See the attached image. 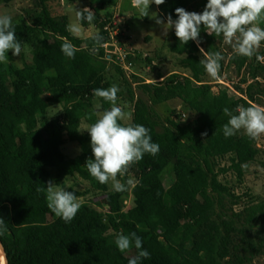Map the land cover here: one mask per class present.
I'll return each instance as SVG.
<instances>
[{
  "label": "trees",
  "instance_id": "1",
  "mask_svg": "<svg viewBox=\"0 0 264 264\" xmlns=\"http://www.w3.org/2000/svg\"><path fill=\"white\" fill-rule=\"evenodd\" d=\"M86 1L94 8L95 19L81 25L97 27L106 42L103 20L113 16L101 11L116 0ZM53 3L60 0H33L30 23L13 24L22 47H31L32 62L19 69H0V218L7 229L0 241L8 264H128L137 250L121 253L115 235L132 232L150 253L140 264H256L264 258V199L251 197L244 202L219 179L230 170L242 179L245 167L263 152L257 138H249L243 129L228 138L222 131L229 119L225 107L233 114L240 106L264 107V64L259 55L248 58L227 50L223 36L209 35L203 26L199 47L195 41L181 45L172 30L171 52L181 57L179 64L187 73H173L153 84L143 81L139 96L129 89L131 124L147 127L160 150L155 156L145 154L119 177L122 183L130 174L137 180L133 206L124 211L129 184L126 191H109V182L99 183L85 167L94 157L90 135L82 125L88 127L97 119L93 113L110 107L101 99L103 106L96 109L93 95L94 89L109 88L108 65L102 51L91 54L90 37L80 38L67 30L68 17L49 6ZM206 4L207 0H165L156 6L163 19L171 14L175 20L176 8L202 13ZM65 39L78 49L74 59L61 51ZM201 47L224 56L221 78L226 68L234 67L238 74L249 69L250 79L235 86L239 95H230L227 88L212 90L200 64ZM114 67L125 77L120 66ZM172 100L195 117L182 122V111L174 108L161 124L154 107ZM57 104L63 107L62 116L49 119V108ZM67 141L79 145L78 156L65 155ZM226 158L230 166L223 168L220 162ZM168 173L173 179L166 187ZM70 176L103 193L108 212L82 202L70 223L56 217L47 207L46 193L37 189L49 180L62 186ZM65 190L78 198L86 194L72 187Z\"/></svg>",
  "mask_w": 264,
  "mask_h": 264
},
{
  "label": "clouds",
  "instance_id": "2",
  "mask_svg": "<svg viewBox=\"0 0 264 264\" xmlns=\"http://www.w3.org/2000/svg\"><path fill=\"white\" fill-rule=\"evenodd\" d=\"M132 3L143 18L149 16L151 4L160 6L165 0H132ZM175 13L177 19L174 20L169 14L166 22L165 19L157 17L156 13L152 14V18L162 25L165 35L169 29L174 28L181 45L195 41L199 47L201 26L209 35H222L224 44L240 56L253 57L264 42V28L260 27L264 23V0H207L202 13L190 12L182 7L176 8ZM94 19L93 10L87 7L75 9V22L69 24L67 30L79 37L82 33L81 22L87 21L91 24ZM90 39L93 41L90 52L95 55L103 46L104 37L97 32ZM9 50L13 56H20L22 44L17 40L12 17L0 15V63L9 62ZM61 51L65 57L74 59L78 49L65 39ZM200 52L203 54L200 64L206 73L214 80L220 79L221 61L224 60L222 53L208 52L202 47ZM257 59L264 58L257 56ZM118 92L119 87L115 84L109 88L93 90L95 97L108 102L111 107L102 113H93L97 119L86 128L94 159H88L85 167L99 183L106 184L111 181L115 192H123L132 181L122 183L118 177H124L129 168L141 161L145 154L157 155L160 148L158 143L153 142L147 127L121 123L130 119V113L117 105ZM223 112L229 117L222 129L226 138L234 136L242 129L251 139L264 135V107L255 104L240 106L236 109L237 114L225 107ZM202 135L206 136L207 133ZM37 190L46 193L47 207L65 223H70L81 208V202L75 193L59 187L52 180L47 182L46 187ZM6 230L5 220L0 218V235ZM115 244L121 253L129 252L133 247L137 250V254L129 259L128 264H140L142 259L150 258V253L142 248V239L135 232L117 235Z\"/></svg>",
  "mask_w": 264,
  "mask_h": 264
},
{
  "label": "rangeland",
  "instance_id": "3",
  "mask_svg": "<svg viewBox=\"0 0 264 264\" xmlns=\"http://www.w3.org/2000/svg\"><path fill=\"white\" fill-rule=\"evenodd\" d=\"M75 1L76 2L68 3L64 0H60V3L49 4V6H52L54 10L61 15L67 16L69 24H71L75 22V9L80 10L89 7V3L86 0ZM115 6L116 7L109 6L104 8V10H102V15L111 14L112 16H116V18H114L118 22L119 27L127 32L125 35L126 37L124 35L119 36L122 42L121 44L123 47L130 46L134 50L135 56L130 58L132 66H128V69H124L125 77L120 76L116 72L112 63L106 62L108 65L106 77L109 87L113 84L119 87L117 105L124 109V111L130 113V119L122 122L131 123L133 103L130 101L129 89L133 90L136 96H139V85L143 81L153 84L164 81L167 76L173 73L186 74L187 72L181 68L179 64L181 57L173 54L170 49L172 43L171 32L174 28L169 29L167 35H165L162 25L157 24L156 20L152 18L153 13H156L157 17L162 18L154 3L149 7V16L143 18L140 17L138 9L133 6L132 0H116ZM33 11V0H12L10 2L0 0V15H10L12 17V24L30 23V17ZM81 27L82 33L79 37L88 38L86 36L90 35L89 37H91L96 31H99L94 25L88 28L82 25ZM260 27L264 28V23H261ZM226 49L229 50L231 47L227 45ZM256 53L253 57L259 55V57L264 58V42L261 43ZM7 55L9 57V62L6 64L0 63V69L6 70L9 66L19 69L26 63L32 62V49L28 46L22 47L20 56H13L11 50H9ZM259 61L264 64V59H259ZM248 71L249 69L247 68L238 74L234 67L226 68L222 78L214 80L207 74L205 81L210 84L214 92L227 88L230 95L237 96L239 94L236 92L235 86L239 85L243 78L250 79ZM263 76L264 75H262L261 78H264ZM261 81L264 85V81L262 79ZM98 105L99 107H97ZM102 106L103 103L101 98L95 97L94 107L100 110ZM154 108L161 120V124H164L174 108L181 110L182 107L178 100H172L156 105ZM62 114L63 107L59 104L52 106L47 112L49 119L60 117ZM194 117V115L182 111L181 121L188 122ZM86 128L87 125L83 123L82 130L86 131ZM257 147L263 151L261 157L257 162L245 167V175L242 179H239L237 173L232 170L221 174L219 177L221 183L231 188L237 196H242L244 202L250 201L251 197L255 200L264 199V135L257 138ZM63 152L68 158H74L81 153V149L77 143L67 141L63 146ZM220 164L221 167L228 168L230 166V160L226 158L222 160ZM51 175H55L53 170H51ZM128 178L132 183L129 184L128 195L122 201L124 211L133 206L135 185L137 182L132 174H130ZM172 179L173 176L170 173L166 174V187L170 186ZM59 187L64 189L72 187L80 192H85L86 194L84 196L79 197L81 203L85 202L103 213L108 212V207L105 204V195L90 189L89 184L80 177L70 176L63 182V185ZM109 191H113L111 181H109ZM235 209H239V207L236 206ZM110 234H114V232L110 231ZM117 235L115 236L117 237ZM132 253L133 249L129 252H125L126 255H131ZM255 263L264 264V258L257 259Z\"/></svg>",
  "mask_w": 264,
  "mask_h": 264
},
{
  "label": "built area",
  "instance_id": "4",
  "mask_svg": "<svg viewBox=\"0 0 264 264\" xmlns=\"http://www.w3.org/2000/svg\"><path fill=\"white\" fill-rule=\"evenodd\" d=\"M112 17L110 20H104L103 30L108 34V40L103 42V46L99 48L97 53L103 52V59L120 66L123 70L132 66L130 58L135 56L134 50L130 46H122L120 35H126V31L119 27L116 19ZM126 37V36H125ZM123 41V40H122ZM230 87V86H229Z\"/></svg>",
  "mask_w": 264,
  "mask_h": 264
},
{
  "label": "water",
  "instance_id": "5",
  "mask_svg": "<svg viewBox=\"0 0 264 264\" xmlns=\"http://www.w3.org/2000/svg\"><path fill=\"white\" fill-rule=\"evenodd\" d=\"M0 247H1V250H2V253H3V256H4V261H5V264H8V259H7V255H6V251H5V248L2 244V242L0 241Z\"/></svg>",
  "mask_w": 264,
  "mask_h": 264
},
{
  "label": "crops",
  "instance_id": "6",
  "mask_svg": "<svg viewBox=\"0 0 264 264\" xmlns=\"http://www.w3.org/2000/svg\"><path fill=\"white\" fill-rule=\"evenodd\" d=\"M76 2V1H75ZM115 4H116V2H115ZM70 6V5H69ZM113 7H116L115 5L113 6ZM89 9H91V10H93L94 11V8H92L91 6H89L88 7ZM104 10V9H103ZM101 13H102V11H101ZM113 17H115L116 18V16H113ZM92 26V25H91ZM88 27H90V26H88ZM88 27H85V28H88ZM97 28V27H96ZM98 31H96V33H97ZM126 34H127V32H126ZM90 36V35H89ZM89 36H86V37H89ZM80 38H84V37H80Z\"/></svg>",
  "mask_w": 264,
  "mask_h": 264
},
{
  "label": "bare ground",
  "instance_id": "7",
  "mask_svg": "<svg viewBox=\"0 0 264 264\" xmlns=\"http://www.w3.org/2000/svg\"><path fill=\"white\" fill-rule=\"evenodd\" d=\"M0 259H2V260H1V263H2V261H3V264H5L4 256H3V253H2L1 247H0Z\"/></svg>",
  "mask_w": 264,
  "mask_h": 264
}]
</instances>
